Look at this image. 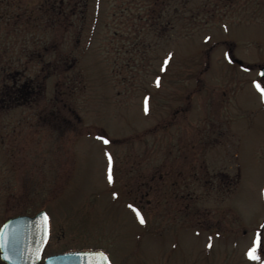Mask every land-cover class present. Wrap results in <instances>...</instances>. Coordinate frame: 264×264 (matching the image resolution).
Segmentation results:
<instances>
[{
    "label": "rangeland",
    "instance_id": "1",
    "mask_svg": "<svg viewBox=\"0 0 264 264\" xmlns=\"http://www.w3.org/2000/svg\"><path fill=\"white\" fill-rule=\"evenodd\" d=\"M207 1L189 0L163 28L152 0H88L82 26L74 8L62 26L48 0H0V46L26 74L74 58L33 103L0 113V226L44 210L43 256L264 264V97L253 83L264 86V0H231L223 19L198 25L212 19Z\"/></svg>",
    "mask_w": 264,
    "mask_h": 264
},
{
    "label": "trees",
    "instance_id": "2",
    "mask_svg": "<svg viewBox=\"0 0 264 264\" xmlns=\"http://www.w3.org/2000/svg\"><path fill=\"white\" fill-rule=\"evenodd\" d=\"M152 1L155 6L153 7V10L156 12V24L163 26V28L164 26H167V28H172L171 25L173 24L174 20L181 17V10L186 6V4L189 3V0ZM231 3V0H224L222 6L219 5V0L218 2L216 0L212 2L209 0L203 3V6L206 5L212 8V12H207L209 16L212 17V19H207L204 23L198 25L207 24L208 22H213V20H221L222 15H217V11L225 6H230ZM87 4L88 0H48L47 9L50 14L47 15L49 17H54L56 19V22L59 21L60 25L65 26L66 24H69L67 23V21L73 14V11L71 10L74 8V13L78 12V14L80 15L78 24L82 26L85 23V12ZM157 8L159 9L157 10ZM47 15L45 17H47ZM8 18L6 19V16L2 13L0 15V23H7ZM197 18H199L198 15H194L192 24L196 25L194 23V20ZM41 47L42 48L39 49L38 54L40 57H44L45 54H48V50L51 49L45 45V42ZM7 52L8 50L6 45L0 46V113L6 112L9 109L15 107L25 106L27 104L33 103V101L39 98L43 93V85L45 80L54 73H57V69L59 68V66L66 67L67 65V67L65 68L66 71L67 69L72 68L74 64V58L70 54H67L59 62L58 60L60 58L56 59V63L54 65L52 63H49V61H45L43 67H40L41 69L39 70L38 75L26 74L28 68L25 63L21 64L20 61H13L11 58H6V56H8ZM26 52L28 51L22 49L21 53H24L25 55ZM28 61H30V58H28ZM236 183L237 179H235V182L233 183L231 189L236 185Z\"/></svg>",
    "mask_w": 264,
    "mask_h": 264
},
{
    "label": "water",
    "instance_id": "3",
    "mask_svg": "<svg viewBox=\"0 0 264 264\" xmlns=\"http://www.w3.org/2000/svg\"><path fill=\"white\" fill-rule=\"evenodd\" d=\"M264 78V65L259 67ZM41 210L33 216L21 215L7 219L0 227V260L6 264H108L107 255L100 250L69 251L49 255L40 263L49 239ZM39 251V255L37 252ZM88 253L85 256L83 254Z\"/></svg>",
    "mask_w": 264,
    "mask_h": 264
},
{
    "label": "snow or ice",
    "instance_id": "4",
    "mask_svg": "<svg viewBox=\"0 0 264 264\" xmlns=\"http://www.w3.org/2000/svg\"><path fill=\"white\" fill-rule=\"evenodd\" d=\"M253 83H254L255 87L257 88V90L261 93L262 97H264V86H262L261 83L256 82V81H254ZM105 143H107V141H105ZM109 160H111V156H109ZM108 179H109V182H111L112 179H113L111 171L109 172ZM130 207H131V205H130ZM137 216L140 219V222L142 224L146 222L144 220L143 216L139 213V211H137ZM43 220H44L45 226H46L47 225V220H48L47 214L44 215ZM260 237H261V234L258 232L257 235H256V238L253 240V246L248 252L249 257L251 259H253V260H258L259 259V257L256 255V251H257V247L260 245ZM37 255H39V251L37 252ZM83 255L87 256L89 254L85 253Z\"/></svg>",
    "mask_w": 264,
    "mask_h": 264
},
{
    "label": "flooded vegetation",
    "instance_id": "5",
    "mask_svg": "<svg viewBox=\"0 0 264 264\" xmlns=\"http://www.w3.org/2000/svg\"><path fill=\"white\" fill-rule=\"evenodd\" d=\"M19 215H28V214L22 213V214H17V215H14V216H19ZM11 217H13V216H11ZM0 262L3 263V264H6V263H4V262L1 261V260H0Z\"/></svg>",
    "mask_w": 264,
    "mask_h": 264
}]
</instances>
